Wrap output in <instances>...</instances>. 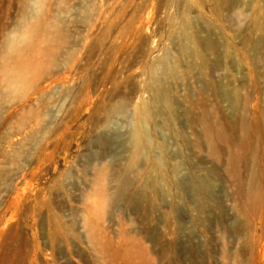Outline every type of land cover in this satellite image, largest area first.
<instances>
[{
    "label": "rangeland",
    "instance_id": "374dc122",
    "mask_svg": "<svg viewBox=\"0 0 264 264\" xmlns=\"http://www.w3.org/2000/svg\"><path fill=\"white\" fill-rule=\"evenodd\" d=\"M40 8L0 0V264H264V0Z\"/></svg>",
    "mask_w": 264,
    "mask_h": 264
},
{
    "label": "bare ground",
    "instance_id": "6f19581e",
    "mask_svg": "<svg viewBox=\"0 0 264 264\" xmlns=\"http://www.w3.org/2000/svg\"><path fill=\"white\" fill-rule=\"evenodd\" d=\"M188 1V0H187ZM181 4V3H180ZM184 4H185V1H184ZM175 5H176V3H175ZM174 6V5H173ZM177 7V6H176ZM179 8V7H178ZM181 13V12H180ZM187 13V12H186ZM179 15V14H178ZM182 15V14H181ZM183 17V16H182ZM176 18H177V16H176ZM176 18H174V19H176ZM173 19V20H174ZM177 21V20H176ZM177 22H179V20L177 21ZM176 23V22H175ZM183 34H184V36L186 37V40L190 43V44H192V37H193V35H192V37H191V33H190V29H191V25H190V22L188 21V19L186 18H184L183 19ZM62 32V31H61ZM182 34V35H183ZM62 36V35H61ZM63 37H65V35L63 36ZM64 41V40H63ZM193 42H195L194 40H193ZM205 44H206V46L207 47H209V48H212L213 46H214V42H213V40L212 39H206V42H205ZM150 70H151V72L152 73H155L156 72V68L154 67V66H152L151 68H150ZM152 77V76H151ZM158 82L156 81V82H154V85H151V87H154V99H156V100H159V101H162V104H163V106H164V108L166 109H168V106H169V102H170V99H169V96H168V94L166 93V91H164L162 88H164V87H160V84H157ZM162 86V85H161ZM111 110H110V113H111V115L112 114H118V113H120V114H122V113H124L125 111H126V109H127V106H126V104L125 103H119V104H117V105H114V106H112V108H110ZM110 116V115H109ZM152 112H151V110H150V108H149V106L147 105V104H145V103H143V104H141L140 106H137L136 108H135V121H134V128H133V131H132V136H133V142H134V154H133V156H132V158H131V163L132 164H134V163H136L137 162V160H138V158L140 157V155L141 154H143L144 153V151L146 150V148H147V142H146V136H147V129H146V125H147V123L151 120V118H152ZM133 122V121H132ZM208 126V125H207ZM211 127V126H210ZM207 128H209V127H207ZM215 128H217L216 126H215ZM218 130V129H217ZM217 130H215L216 131V133H220V132H218ZM212 131H214L213 129H211V131L209 130V129H207V132L209 133V134H211V132ZM218 134H216V135H218ZM220 135V134H219ZM211 137H213L212 136V134H211ZM219 139H220V137H218ZM213 139V138H212ZM214 140V139H213ZM234 155H232V157H233ZM234 158V157H233ZM236 159V158H235ZM251 182H253V181H251ZM251 185V184H250ZM249 185V186H250ZM262 186V185H261ZM254 188H255V186H254ZM248 189H249V187H248ZM256 189V192L253 194V197L252 196H250V197H252L253 199H251V200H253L254 201V199H256L257 200V198H259V196H260V191L259 190H257V187L255 188ZM252 190H254L253 188H252ZM248 192H249V190H248ZM247 192V193H248ZM251 194V191H250V193H249V195ZM249 197V198H250ZM261 201V200H260ZM259 201V202H260ZM262 201H264L263 199H262ZM248 202H249V199H248ZM255 202V201H254ZM259 202H257V204L259 203ZM251 203H252V201H251ZM250 203V204H251ZM251 205H253V204H251ZM263 256H264V250H263Z\"/></svg>",
    "mask_w": 264,
    "mask_h": 264
},
{
    "label": "clouds",
    "instance_id": "9594fccd",
    "mask_svg": "<svg viewBox=\"0 0 264 264\" xmlns=\"http://www.w3.org/2000/svg\"><path fill=\"white\" fill-rule=\"evenodd\" d=\"M30 4L35 13L38 15L41 11L40 0H30ZM30 36L31 32L29 30V21L24 16H21L17 21V26H14L11 30H9L5 39L10 42L9 47L11 49L13 45L23 44L25 41L29 40ZM11 87L14 90L18 88L15 83H13Z\"/></svg>",
    "mask_w": 264,
    "mask_h": 264
}]
</instances>
